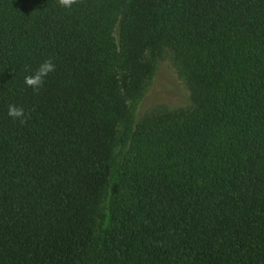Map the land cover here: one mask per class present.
<instances>
[{"label": "trees", "instance_id": "obj_1", "mask_svg": "<svg viewBox=\"0 0 264 264\" xmlns=\"http://www.w3.org/2000/svg\"><path fill=\"white\" fill-rule=\"evenodd\" d=\"M0 264H264V0H0Z\"/></svg>", "mask_w": 264, "mask_h": 264}, {"label": "rangeland", "instance_id": "obj_2", "mask_svg": "<svg viewBox=\"0 0 264 264\" xmlns=\"http://www.w3.org/2000/svg\"><path fill=\"white\" fill-rule=\"evenodd\" d=\"M156 104H163L169 109H185L191 105L185 83L177 75L167 56L157 62L155 75L141 102L139 112Z\"/></svg>", "mask_w": 264, "mask_h": 264}, {"label": "clouds", "instance_id": "obj_3", "mask_svg": "<svg viewBox=\"0 0 264 264\" xmlns=\"http://www.w3.org/2000/svg\"><path fill=\"white\" fill-rule=\"evenodd\" d=\"M77 2L78 0H57L58 5L65 10L71 9ZM54 70L55 65L52 60L46 59L40 62L37 67L31 71V74L25 76L24 83L26 86L30 87L33 92H37L43 86L48 74ZM7 115L13 121H19L20 124L26 122V113L23 107L10 104L7 109Z\"/></svg>", "mask_w": 264, "mask_h": 264}]
</instances>
